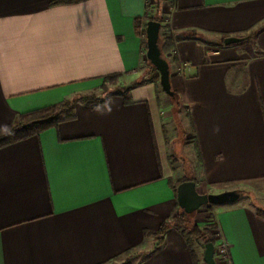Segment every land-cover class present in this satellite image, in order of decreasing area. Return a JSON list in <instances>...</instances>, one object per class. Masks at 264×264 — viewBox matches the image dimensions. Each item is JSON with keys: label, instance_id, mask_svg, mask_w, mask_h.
<instances>
[{"label": "crops", "instance_id": "obj_1", "mask_svg": "<svg viewBox=\"0 0 264 264\" xmlns=\"http://www.w3.org/2000/svg\"><path fill=\"white\" fill-rule=\"evenodd\" d=\"M52 1L0 0V127L112 73L128 79V99L76 100L55 127L0 146V264H118L128 249L130 264H205V243L183 231L176 186L188 178L218 193L264 180V0L164 5L190 175L168 150L179 108L146 76L135 28L146 0ZM193 216L191 227H216L214 245L227 242L233 264H264V205Z\"/></svg>", "mask_w": 264, "mask_h": 264}, {"label": "trees", "instance_id": "obj_2", "mask_svg": "<svg viewBox=\"0 0 264 264\" xmlns=\"http://www.w3.org/2000/svg\"><path fill=\"white\" fill-rule=\"evenodd\" d=\"M73 1L75 0H53L51 4L70 3ZM172 1L173 0H163L162 2H164L165 4H170ZM158 2H161V0H146L145 13L143 17L146 20L155 19L160 21L161 25L159 31L158 45L161 51V55L167 59L170 67V63L172 62V60L168 58V55L173 51L174 48L173 35L171 34L167 25L163 23V19L160 16L150 15V11L153 8L157 7ZM141 24H142L141 31L145 34L146 23L144 22V19L141 17L135 18V28L138 29L139 27H141ZM248 30L249 31H245L246 35H244L243 39L247 38L248 33L251 31V29ZM224 37L225 36H223V38ZM146 63L148 65L146 68V73L148 74L150 79H152L156 83L157 87H160L159 74L156 68L147 60V58H146ZM118 77H120V74L118 73H112L102 76L101 78L102 91L99 93H95V92L82 93L76 99H64L57 104L47 105L44 107H40L20 113L17 122L0 127V146L23 139L30 135L38 134L47 128L55 127L60 120L67 118L72 114V104L76 100H80L88 105H93L106 101L107 98L113 94L122 95L123 97L128 99L126 97V94L127 91L129 90V87L122 86L120 84H115L116 82L115 80ZM109 84L116 86L110 88ZM170 99L172 100V103L175 105L174 108L178 109V107L176 106H178L179 97L175 90H174V96L170 97ZM187 179L188 178H181L178 180V182ZM181 215L183 216H181L180 221L185 222L186 215L184 214V211L181 213ZM178 226H182V225L178 224ZM162 227L164 228V225ZM183 227L184 226H182V228ZM215 228L216 227H213V225H208L205 227H199L197 225H194L189 229H185L184 227L183 231L185 232L189 240L193 238L196 240H202L204 243L211 241L214 244V240H215L214 236L216 234ZM133 251L134 249H128L127 251H125L124 253L125 258L121 260L118 264H130L129 255Z\"/></svg>", "mask_w": 264, "mask_h": 264}, {"label": "water", "instance_id": "obj_3", "mask_svg": "<svg viewBox=\"0 0 264 264\" xmlns=\"http://www.w3.org/2000/svg\"><path fill=\"white\" fill-rule=\"evenodd\" d=\"M160 21L149 19L146 21L145 38L147 60L156 68L159 74V84L162 90L170 97L174 96V90L170 82V67L166 58L161 55L158 45ZM243 40V37L231 35L223 39L224 44L237 43ZM240 195L237 190H225L218 193H199L196 189L195 181L187 179L181 181L176 186V200L179 207L185 213H192L202 205L220 204L232 202ZM203 261L205 264H216L214 259V244L209 241L204 244Z\"/></svg>", "mask_w": 264, "mask_h": 264}, {"label": "rangeland", "instance_id": "obj_4", "mask_svg": "<svg viewBox=\"0 0 264 264\" xmlns=\"http://www.w3.org/2000/svg\"><path fill=\"white\" fill-rule=\"evenodd\" d=\"M162 1L163 0H161V2H158L157 7H156V9L158 8L159 11L153 13V11L151 10L150 15H153V16L162 15V12L164 11V5H165V3ZM160 7H161V9H160ZM146 76H147V78L149 77L147 73H146ZM148 79L150 80V77ZM115 81H116L115 84H120L122 86H126L128 79L125 78L124 76H120ZM101 84H102V82H100L99 86L96 89L89 91V92H95V93L101 92L102 91ZM109 86H110V88H113L116 85L109 84ZM159 89H160V87H159ZM162 93L164 96H167V94L164 91H162ZM174 106L175 105L173 104L172 108H171L173 110V112L177 110L174 108ZM176 107L179 108V114H181V112H182L181 115L178 114V119L182 120V121H180L181 123L174 121V124L172 127H175L177 136L168 145V150L170 152H175L174 157L178 160L179 163H183L182 165L185 168V172L190 175L191 171L193 170V168L191 166L192 161H191L190 157L188 156V153L186 152L184 145H182V142H184V138L186 136V131L188 130L186 128V126L184 125V123H185L184 107L182 104H180V101H178V106H176ZM239 192H240L239 197L232 202H245L248 204L252 203V205H258V206L264 205V180L254 181V182H250V183H244L241 185ZM225 203H227V202H225ZM220 204H223V203H220ZM207 205H217V204H207ZM203 206H205V205H202L201 207H203ZM195 212L196 211H193L192 213H185L187 219L190 221L189 223L186 224L187 228L191 227L192 224H190V223H191V221L194 220V218H192V217H194L193 215H195ZM200 245H202V242H200Z\"/></svg>", "mask_w": 264, "mask_h": 264}, {"label": "built area", "instance_id": "obj_5", "mask_svg": "<svg viewBox=\"0 0 264 264\" xmlns=\"http://www.w3.org/2000/svg\"><path fill=\"white\" fill-rule=\"evenodd\" d=\"M186 63H181L180 67L183 68ZM214 259L216 264H233L229 255V244L223 240L218 241L214 245Z\"/></svg>", "mask_w": 264, "mask_h": 264}]
</instances>
